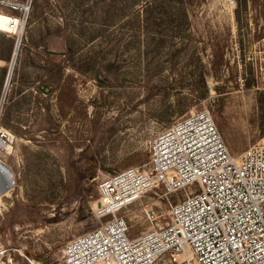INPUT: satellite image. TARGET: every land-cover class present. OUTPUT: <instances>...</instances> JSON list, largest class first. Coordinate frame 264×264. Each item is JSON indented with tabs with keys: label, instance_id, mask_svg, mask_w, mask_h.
Segmentation results:
<instances>
[{
	"label": "rangeland",
	"instance_id": "rangeland-1",
	"mask_svg": "<svg viewBox=\"0 0 264 264\" xmlns=\"http://www.w3.org/2000/svg\"><path fill=\"white\" fill-rule=\"evenodd\" d=\"M11 13L0 5L17 178L0 185V264H66L69 241L110 218L103 178L147 169L151 141L194 111L236 155L264 138V0H33L15 59ZM183 194L160 185L121 210L130 236L166 225Z\"/></svg>",
	"mask_w": 264,
	"mask_h": 264
},
{
	"label": "built area",
	"instance_id": "built-area-1",
	"mask_svg": "<svg viewBox=\"0 0 264 264\" xmlns=\"http://www.w3.org/2000/svg\"><path fill=\"white\" fill-rule=\"evenodd\" d=\"M32 2L0 0L16 12L10 31L26 26ZM14 142L0 124V185L8 191L17 182L6 159ZM149 151L147 169L126 168L99 183L96 214L110 218L69 241L66 264H264V138L236 155L204 109L160 132ZM160 185L183 197L166 225L131 237L119 212Z\"/></svg>",
	"mask_w": 264,
	"mask_h": 264
},
{
	"label": "bare ground",
	"instance_id": "bare-ground-1",
	"mask_svg": "<svg viewBox=\"0 0 264 264\" xmlns=\"http://www.w3.org/2000/svg\"><path fill=\"white\" fill-rule=\"evenodd\" d=\"M19 40H20V38H19ZM19 40H18L17 45H16L15 50H14V54H13V55H14V58H13V59H15V56L18 54V53H17V50H18V47H19ZM13 62H14V60H13ZM13 62H12V65L14 64ZM12 68H13V66L11 67L10 73H11V71H12ZM10 75H11V74H10ZM10 75H9V79H10ZM8 81H9V80H8ZM31 261H32V260H31Z\"/></svg>",
	"mask_w": 264,
	"mask_h": 264
}]
</instances>
